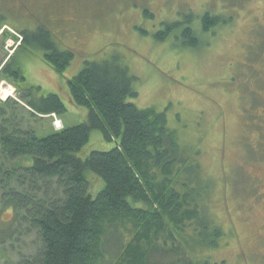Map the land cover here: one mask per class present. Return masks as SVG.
<instances>
[{"label":"trees","instance_id":"obj_1","mask_svg":"<svg viewBox=\"0 0 264 264\" xmlns=\"http://www.w3.org/2000/svg\"><path fill=\"white\" fill-rule=\"evenodd\" d=\"M183 21L155 38L163 42L176 29L183 46H198L192 17ZM225 23L202 18L206 31ZM19 35L17 50L40 49L59 73L75 58L44 25ZM13 56L0 62L2 74ZM11 74L24 80L20 69ZM136 79L116 59L86 61L68 79L86 121L43 137L31 121L66 112L58 95L37 97L39 87L15 83L19 97L0 100V264H214L207 252L221 245L224 230L211 215L213 183L165 112L128 101L138 96ZM94 130L114 148L78 156ZM99 178L104 186L94 197Z\"/></svg>","mask_w":264,"mask_h":264},{"label":"rangeland","instance_id":"obj_2","mask_svg":"<svg viewBox=\"0 0 264 264\" xmlns=\"http://www.w3.org/2000/svg\"><path fill=\"white\" fill-rule=\"evenodd\" d=\"M206 13L226 23L206 31ZM191 17L198 46H183L176 29L163 42L155 38L167 23L186 24ZM42 25L75 53L62 73L40 49L17 50L19 32ZM7 55L14 56L0 72V86L10 95L0 92L1 101L19 97L16 83L39 87L37 97L56 94L66 106L62 115L31 121L40 137L58 129L56 121H62L59 129L86 121L88 109L75 104L68 89L86 61L116 59L128 67L138 92L128 101L165 112L213 183L211 215L224 236L207 252L211 262L264 264V0H0V62ZM16 69L24 80L9 76ZM114 146L94 130L77 155ZM99 180L94 197L104 186Z\"/></svg>","mask_w":264,"mask_h":264},{"label":"bare ground","instance_id":"obj_3","mask_svg":"<svg viewBox=\"0 0 264 264\" xmlns=\"http://www.w3.org/2000/svg\"><path fill=\"white\" fill-rule=\"evenodd\" d=\"M0 92L5 93L6 96L10 95V94L7 93L6 90H4L3 86H0Z\"/></svg>","mask_w":264,"mask_h":264},{"label":"built area","instance_id":"obj_4","mask_svg":"<svg viewBox=\"0 0 264 264\" xmlns=\"http://www.w3.org/2000/svg\"><path fill=\"white\" fill-rule=\"evenodd\" d=\"M55 127L59 129L61 127V122L60 121H56L55 122Z\"/></svg>","mask_w":264,"mask_h":264},{"label":"water","instance_id":"obj_5","mask_svg":"<svg viewBox=\"0 0 264 264\" xmlns=\"http://www.w3.org/2000/svg\"><path fill=\"white\" fill-rule=\"evenodd\" d=\"M9 57V56H8ZM8 59V58H7Z\"/></svg>","mask_w":264,"mask_h":264},{"label":"crops","instance_id":"obj_6","mask_svg":"<svg viewBox=\"0 0 264 264\" xmlns=\"http://www.w3.org/2000/svg\"><path fill=\"white\" fill-rule=\"evenodd\" d=\"M62 122V121H61Z\"/></svg>","mask_w":264,"mask_h":264}]
</instances>
